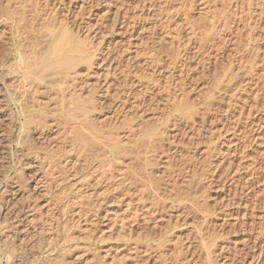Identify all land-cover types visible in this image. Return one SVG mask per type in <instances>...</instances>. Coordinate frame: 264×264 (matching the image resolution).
<instances>
[{
    "label": "rangeland",
    "instance_id": "obj_1",
    "mask_svg": "<svg viewBox=\"0 0 264 264\" xmlns=\"http://www.w3.org/2000/svg\"><path fill=\"white\" fill-rule=\"evenodd\" d=\"M49 1L59 6V10L62 9V19H66L70 30L75 32L72 33L73 37L77 41L81 38L82 42L85 40L88 46H92L90 57L95 60L91 67L81 65L75 69V87L79 89L76 88L77 94L71 96L73 99L68 97L69 100L64 101L65 109L53 93L28 94L21 102H26L27 111L37 118L38 123L28 127L24 117L15 119L17 109L10 102L6 103L7 90L20 87L25 93V88L29 89L31 82L21 83L16 74L4 77V60L7 65H13L17 64L18 59L12 46L13 31L4 28L5 1L0 0V228H4L3 235L0 232L1 248L11 236L16 253L22 252L15 256H21L23 264H31L38 259L41 264H53L63 258L56 251L58 245L62 244L68 248L69 255L65 256L68 264H207V260H212L211 264H264V34L261 36L263 50L262 54L259 53L260 58H257L259 61L255 60L254 63L245 58L244 53L248 33L253 28L254 32L257 31L253 32L255 36L258 32H264V0ZM13 18L12 21L16 22L17 18ZM223 23L227 24L228 31L222 28ZM216 33L220 36L219 42ZM47 35L44 29L37 33L41 42L37 50L43 47ZM203 44L205 49L200 47ZM16 68L18 73H24L25 67ZM95 91L99 104L96 103L95 110L91 112L92 108L84 100L89 98V92ZM76 95H80L79 98ZM212 97L217 99L216 102L222 101L216 103ZM172 101L178 103L171 104ZM209 101H212L213 108V103H216V109L211 108L208 114L206 110L204 113V109ZM80 106H84V113L93 120L95 127L90 128V123L81 122L82 125L72 131L73 125H70L72 122L68 115L73 120H81ZM21 122L26 130L29 128L28 132L24 129L26 133L20 134L22 140L29 135L26 143L12 141L4 144V139L8 137L14 140ZM84 125L89 126L88 130L92 132L101 129L103 137L112 138L111 133L113 138L121 136L118 138L119 144H127L124 150L136 154L138 159H142L144 144L155 140L153 133L164 131L165 140L162 142L166 143L162 153H159L158 162H150L145 168L152 174L168 176L167 182L177 184L176 191L171 189L172 192H168L165 186L167 189L161 191V198L157 201L158 209L148 201L143 205L145 207L138 205V197L134 193L137 187L134 185L122 187L123 192L126 188L129 191L124 192L126 195L120 191L119 195L120 189L117 191L116 186H120L122 178H119L124 170L117 166V161L125 151L118 154L115 151L113 154L111 149L116 142L112 141L108 144H90L82 155V145L72 133L76 131V136H81L82 140L85 136L87 138L88 131ZM78 157L81 159L77 161ZM69 159L75 164L67 161ZM80 161L84 166L91 167L92 172L81 168ZM130 164L133 169L134 165H140L137 161ZM194 164L198 165L195 174L192 172ZM60 167L67 171L65 181L68 188L64 187ZM102 170H105L104 173L107 171L105 174L112 170L110 176L106 175L110 178L108 181H105L107 178ZM94 177L103 178L101 182L99 179L98 187L93 184ZM117 179L121 181L117 183ZM186 181L190 182L189 186L185 185ZM80 184L83 187L77 191V195L84 200L107 195L98 209L97 224L92 221L94 219L81 217L80 200H73L75 208L73 206V213L66 216L68 224L65 222V228L69 227L65 229L68 243H63L65 238L60 229L64 222L60 220L65 217L59 214L57 204L61 203L65 190H74ZM145 212L143 218L142 213ZM147 213L152 215L148 216ZM115 216L117 220L113 219ZM122 217L127 222H124V238L120 241L117 240L120 226L117 221ZM131 237H150L152 242L146 245L138 243L137 252L132 247L134 245L130 249L125 244ZM156 242L161 243V258H157L154 250ZM207 251L212 255L209 258Z\"/></svg>",
    "mask_w": 264,
    "mask_h": 264
},
{
    "label": "bare ground",
    "instance_id": "obj_2",
    "mask_svg": "<svg viewBox=\"0 0 264 264\" xmlns=\"http://www.w3.org/2000/svg\"><path fill=\"white\" fill-rule=\"evenodd\" d=\"M5 2H4V28L6 29V30H12L13 32V34H11L12 36H13V42H12V46L14 47L13 48V51H14V53L16 54V59H18L17 60V64H14V63H12L13 65H7L6 64V62H5V60H4V77L5 76H9V75H11V74H16V76H17V78H18V80L21 82V83H26V82H31V84H30V87H29V89H28V87L27 88H25L26 90H24L25 91V93H22L23 92V90H20V87H16L15 89H13V90H11V89H8L7 90V101H6V103H11V104H13L14 105V107L17 109V112H16V114H15V116H16V118L15 119H17V120H20L19 119V117H24L25 118V121H26V123H27V126L28 127H30V126H34L35 124H37L38 123V121H37V118L35 117V116H31V112H28L27 111V109H28V107L27 106H25V105H27L26 104V102H25V104H23V102H21V100H22V98L25 96V95H30L31 96V94H33V95H39V93L40 94H42V93H44V92H50V93H53V96L55 95V99H58V100H60V101H58V102H60V106L61 107H63V109H65V106H63L66 102H64L66 99H68V97H69V99L70 98H72L73 96H75V93H76V88H78V86H76L75 87V80L77 79H75L74 77V75H73V73H75V71H77V70H75L76 68H78L79 66L81 67V65H84V66H86V67H91L92 65H93V62H94V60L95 59H93L92 60V58L90 57V50L92 49V46L90 47V46H88L89 45V43H88V45H87V43H85V40H84V42H82L83 40L81 39V38H77L78 39V41L73 37L74 35H72V33L74 32H72L71 30H70V28H69V26H68V21H66V19H62V16H64V15H62L63 14V11L61 12V10H59L57 7H59V6H57L56 7V5L55 4H52V3H50V1L49 0H19V1H15V0H4ZM57 1V0H56ZM62 1V0H61ZM230 1V0H229ZM53 2V1H52ZM60 1H58V3H59ZM264 2V1H263ZM213 5V4H212ZM259 5V4H258ZM263 5V4H262ZM229 6V5H228ZM264 6V5H263ZM72 7V6H71ZM227 7V6H226ZM248 7V6H247ZM81 8V7H80ZM256 8V7H255ZM67 9V8H66ZM253 9V8H252ZM257 9V8H256ZM260 9V11H261V8H259ZM179 10H181V9H179ZM178 11V10H177ZM246 11V10H245ZM181 12V11H180ZM248 12H249V10H248ZM264 12V11H263ZM262 12V13H263ZM261 13V14H262ZM64 14H66V13H64ZM178 14H179V11H178ZM76 15V14H75ZM172 15V14H171ZM170 15V16H171ZM249 15V14H248ZM254 15V14H253ZM73 16V15H72ZM256 16V15H255ZM261 16V15H260ZM13 17H16L17 18V21L16 22H14V21H12V19H14ZM243 17V16H242ZM171 18V17H170ZM264 18V17H263ZM70 19V18H69ZM75 19V18H74ZM239 19V18H238ZM256 19V18H255ZM254 19V20H255ZM71 20V19H70ZM69 20V21H70ZM240 20V19H239ZM250 20V19H249ZM74 21H76V20H74ZM229 21V20H228ZM243 21V20H242ZM71 22V21H70ZM72 22H73V20H72ZM238 22V21H237ZM236 22V23H237ZM245 22V21H244ZM251 22V21H250ZM254 22V21H253ZM220 23V22H219ZM222 23V22H221ZM242 23V22H241ZM248 24H249V22H247ZM247 23H245V24H247ZM256 23H259V22H256ZM256 23H254V24H256ZM79 24V23H78ZM224 25H223V29L224 30H227V24L226 23H223ZM247 24V25H248ZM236 25V24H235ZM244 25V24H243ZM246 25V26H247ZM251 26H252V24H250ZM260 25V24H259ZM255 25H253L252 27H254ZM73 27V26H72ZM219 27H220V25H219ZM250 27V26H249ZM256 27H257V25H256ZM81 28V27H80ZM247 28H248V26H247ZM258 28V27H257ZM41 29H44L47 33H48V39L47 40H45L44 41V43H42L43 44V47H41V49H39V50H37L36 48L37 47H39L40 45H41V42L38 40V36H37V33L38 32H41ZM244 29H245V27H244ZM249 29V28H248ZM250 29H252V28H250ZM261 29V28H260ZM74 30V29H73ZM76 30V29H75ZM84 30V29H83ZM214 30H216V29H214ZM222 30V29H221ZM228 30H229V28H228ZM227 30V31H228ZM257 30V29H256ZM258 30H259V28H258ZM60 32V33H58V32ZM58 34H57V33ZM82 32V31H81ZM254 28H253V31L251 32H249L248 33V31H247V33L249 34V35H247L248 36V42H247V44H246V47H245V50H244V53L246 54V56H245V58L247 57V58H249L251 61H254V63H255V60H257V58L259 57L260 58V56H259V53H261L262 52V50H261V44L263 43L262 42V38H261V36H263V34H264V32L263 33H261L260 32V34H259V32H258V35L257 36H255V32H257V31H255L254 33ZM8 33V32H7ZM7 33H6V35H7ZM75 33V32H74ZM73 33V34H74ZM253 33V34H252ZM5 34V33H4ZM217 34L218 33H216L215 35L217 36ZM10 35V34H9ZM76 35V34H75ZM88 35V34H87ZM189 35V34H188ZM191 35V34H190ZM215 35H213L214 37H215ZM226 35V34H225ZM85 37V36H84ZM190 37H192V36H190ZM88 37H86L85 39H87ZM195 37H193L192 39H194ZM217 38V40H218V42L220 41V36H219V34H218V36L216 37ZM215 38V39H216ZM229 38V37H228ZM8 39H9V36H8ZM11 39V38H10ZM9 39V40H10ZM81 39V40H80ZM223 39V38H222ZM230 39V38H229ZM190 41H191V39H189ZM224 40V39H223ZM226 40V39H225ZM247 40V39H246ZM91 41V40H90ZM264 41V40H263ZM11 42V41H10ZM213 42V41H212ZM91 43V42H90ZM93 43V42H92ZM191 43H192V41H191ZM198 44H200L199 42H197ZM221 43V42H220ZM231 43V42H230ZM238 43V42H237ZM245 43V42H244ZM94 44V43H93ZM201 44H202V41H201ZM214 44V43H213ZM223 44V43H222ZM226 46V45H225ZM230 46V45H229ZM7 47V46H6ZM197 47H198V49L201 47H203L204 48V44H203V46L202 45H200V47L197 45ZM196 47V48H197ZM213 47H214V45H213ZM216 47V46H215ZM219 47H223V45L221 46H219ZM218 47V48H219ZM242 47V46H241ZM201 48L199 49V50H201ZM224 48V47H223ZM243 49H244V47H242ZM241 48V49H242ZM32 49V52L30 53V50ZM197 49V51H199ZM205 49V48H204ZM240 49V48H239ZM242 49V50H243ZM215 50V49H214ZM226 50V49H225ZM238 50V49H237ZM206 51V50H205ZM264 51V50H263ZM229 52H230V50H229ZM229 52H227V53H229ZM233 52H236V51H233ZM243 52V51H242ZM94 53V52H93ZM106 53V52H105ZM187 53V52H186ZM190 53V52H189ZM201 53H202V51H201ZM211 53H213V52H211ZM237 53V52H236ZM235 53V54H236ZM239 53V52H238ZM243 53V54H244ZM101 54V53H100ZM183 54V53H182ZM210 54V53H209ZM241 54V53H240ZM244 54V55H245ZM262 54V53H261ZM95 55V54H94ZM217 55V54H216ZM238 55V54H237ZM262 55H264V54H262ZM7 56V55H6ZM209 56V55H208ZM213 57H214V55H212ZM231 56V55H230ZM235 56V55H234ZM92 57H93V55H92ZM210 57V56H209ZM179 58V57H178ZM208 58V57H207ZM238 58V57H237ZM6 59V58H5ZM216 59V58H215ZM215 59L213 60L215 63H216V61H215ZM225 59V58H224ZM239 59H240V57H239ZM261 59H263V58H261ZM227 60V59H226ZM241 60H242V58L240 59V62H241ZM185 61V60H184ZM207 61H208V59H207ZM228 62H229V60H227ZM251 61H250V63H251ZM257 61H259V59L257 60ZM12 62V61H11ZM102 62H103V60H102ZM183 62V61H182ZM262 62H264L263 60H262ZM149 63V62H148ZM218 63V62H217ZM241 63H243V61L241 62ZM250 63H248L250 66H251V64ZM2 64V63H1ZM0 64V65H1ZM209 64V63H208ZM211 64V63H210ZM228 64V63H227ZM235 64V63H234ZM253 64V63H252ZM258 65H260V64H258ZM97 66V65H96ZM236 66V65H235ZM261 66V65H260ZM2 67V68H3ZM16 67H25V70H24V73L22 74L21 72H17L16 71ZM83 67V66H82ZM239 67V66H238ZM252 67V66H251ZM84 68V67H83ZM232 68V67H231ZM240 68V67H239ZM245 68V67H244ZM244 68H243V70H244ZM255 68H256V66H255ZM81 69V68H80ZM86 69V68H85ZM186 69V68H185ZM250 69V68H249ZM248 69V70H249ZM78 71H79V69H78ZM82 71V70H81ZM72 72V73H71ZM108 72V71H107ZM78 73H76V75H77ZM80 74V73H79ZM72 75H73V77H72ZM80 76V75H79ZM124 77H125V75H124ZM17 80V84H19V81ZM232 80V79H231ZM4 81H5V79H4ZM16 81V80H15ZM20 83V84H21ZM81 83V82H80ZM24 85V84H23ZM42 87V89L41 90H39L38 89V87H40V86ZM81 86V85H80ZM128 88V87H127ZM236 88V87H235ZM24 89V88H23ZM28 89V90H27ZM79 89V88H78ZM237 89H238V87H237ZM237 89H235V92H236V90ZM264 89V88H263ZM262 90V89H261ZM89 91V90H88ZM93 91V90H92ZM232 91V90H231ZM81 92V91H80ZM91 92V91H90ZM89 92V98L87 99V100H84V101H86L87 102V104H88V107L89 108H92V110H91V112L92 111H94L95 110V108H96V103H98L99 102V100H98V102H97V99H95V94H96V91H95V93H90ZM264 92V91H263ZM130 93V92H129ZM219 93V92H218ZM227 93V92H226ZM231 93V92H230ZM77 94V93H76ZM78 94H80L79 93V91H78ZM128 94V93H127ZM33 95H32V97H33ZM101 95V94H100ZM99 95V96H100ZM229 95V94H228ZM234 95V94H233ZM232 95V96H233ZM259 95V94H258ZM263 95H264V93H263ZM72 96V97H71ZM79 96L80 95H76V97H78L79 98ZM231 96V97H232ZM256 96V95H255ZM26 97V96H25ZM101 97V96H100ZM217 97V96H216ZM222 97V96H221ZM220 97V98H221ZM177 98V97H176ZM213 98V97H212ZM212 98H211V100H212ZM225 98V97H224ZM224 98H223V100H224ZM68 99V100H69ZM73 99V98H72ZM214 99V98H213ZM227 99V98H226ZM67 100V101H68ZM171 100V99H170ZM215 100V99H214ZM214 100H212L213 102H214ZM217 100V99H216ZM216 100H215V102H216ZM55 101H57V100H55ZM212 101H209L210 103H206L207 104V108L206 109H204V113H205V110L208 112V111H210V109L211 108H213L212 106ZM222 101V100H221ZM220 100H218V102H221ZM173 103H171V104H176V102L175 101H172ZM218 102H216V103H218ZM226 102H228V99H227V101ZM102 103V102H101ZM178 103V102H177ZM216 103H213V104H215L216 105ZM224 103H225V101H224ZM99 104V103H98ZM170 104V105H171ZM206 104L204 105V106H206ZM220 104V103H219ZM227 104V103H226ZM225 104V105H226ZM230 104V103H229ZM6 105H8V104H6ZM180 105V104H179ZM215 105H214V108H215ZM224 106V105H223ZM81 107V106H80ZM88 107L86 108V109H88ZM226 107V106H225ZM228 107V106H227ZM230 107V106H229ZM77 108H78V106H77ZM83 108H84V106H83ZM82 107H81V116H83V118L81 119V120H78V121H76V120H73V117H71L70 115H68L69 116V121H71L72 122V124L70 123V125H73L72 126V131L73 130H75V128H76V126H81L82 125V123H90V124H88V125H90L91 127L90 128H93V127H95V124H94V126H93V120H90L89 118H88V116L86 115L87 113L85 112L84 113V109H83ZM177 108V107H176ZM214 108H213V110H214ZM218 108V107H217ZM178 109V108H177ZM183 109H185L184 107H183ZM216 109V108H215ZM223 109V108H222ZM42 110H44V109H42ZM77 110H80V108L79 109H77ZM224 110V109H223ZM223 110H221V112L223 111ZM86 111V110H85ZM186 111V110H185ZM189 111V110H188ZM11 112V111H10ZM87 112H88V110H87ZM182 112H184V111H182ZM187 112V111H186ZM190 112H192V111H189V113ZM197 112V111H196ZM202 112V111H201ZM200 112V113H201ZM207 112H206V114H207ZM212 112V111H211ZM218 112V111H217ZM225 112H227V109H225ZM199 113V112H198ZM219 113V112H218ZM224 113V112H223ZM42 114V113H41ZM65 114V113H64ZM191 114H195V112L194 113H191ZM202 114H203V112H202ZM208 114H209V112H208ZM212 114V113H211ZM222 114V113H221ZM224 114H226V113H224ZM224 114H222V115H224ZM66 115V114H65ZM201 115V114H200ZM229 115V114H228ZM231 115V114H230ZM229 115V116H230ZM14 116V115H13ZM14 116V117H15ZM186 116H188V113H187V115ZM191 115H189V117H190ZM205 116H207V115H205ZM217 116V115H216ZM226 116V115H225ZM67 117V116H66ZM192 117V116H191ZM190 117V118H191ZM202 117H204V116H202ZM232 117V116H231ZM187 118V117H186ZM186 118H184V119H186ZM190 118H187L188 120L190 119ZM193 118V117H192ZM191 118V119H192ZM212 118V117H211ZM223 118V117H222ZM226 118V117H225ZM14 119V118H13ZM68 119V118H67ZM66 119V120H67ZM187 119H186V121H187ZM207 119V118H206ZM214 119V118H213ZM219 119H220V116H219ZM9 120V119H8ZM195 120V119H194ZM200 120V119H199ZM222 120V119H221ZM11 121V120H10ZM183 121V120H182ZM192 121V120H191ZM198 121V120H197ZM197 121H195V122H197ZM210 121V120H209ZM226 121V120H225ZM82 122V123H81ZM201 122V121H200ZM203 122H205V121H203ZM211 122V121H210ZM22 123V122H21ZM19 123L20 124V126H19V131H18V133H17V135L14 137V140L12 139V137H8L7 139H4V144L5 143H10V142H17V144H25L26 142H25V140L26 139H28L29 138V135H26L25 136V140H22V137H21V133H26V132H28V130H29V128L26 130L23 126V124L24 123ZM177 123V122H176ZM186 123V122H185ZM198 123H199V121H198ZM197 123V124H198ZM212 123V122H211ZM16 124V123H15ZM18 124V125H19ZM187 124H188V122H187ZM194 124V123H193ZM201 124V123H200ZM219 124V123H218ZM186 125V124H185ZM227 126V125H226ZM3 127V126H2ZM14 127H17V126H14ZM83 127V126H82ZM84 127H85V125H84ZM176 127V126H175ZM174 127V128H175ZM183 127V126H182ZM198 127V126H197ZM204 127V126H203ZM78 128V127H77ZM81 128V127H80ZM86 128V132L88 133V135H87V138L89 139V141H88V139L86 138V136H85V138H83V140H82V138H80V137H78V136H76L77 134H75V132H73L72 134H73V136H74V138H75V140L76 141H78L81 145H82V155H83V153L84 152H86L89 148H90V144H108L109 142H112V141H114V143L116 144V145H114L113 147H112V149H111V151H112V153L113 152H115V151H117L116 153L118 154V153H120V152H123V151H125V153H123V155L122 156H120L119 157V159H118V161H117V166L120 168V169H123L124 170V172L126 173V174H124V172L121 170V172H123L122 174H121V172L120 173H118L119 175L121 174V176H120V178L119 179H121L122 178V181L119 183L118 182V180L119 179H117V183H119V185L121 186H116V189H117V191L119 190V195H120V191H122L121 189H122V187H129L130 185L131 186H133V187H137V189H138V192H136L137 191V189L134 191V193H136V194H132V195H136L135 197H138L136 200H138L139 201V203H138V201L136 202L138 205L139 204H141L142 206L145 204V203H147V201L148 202H150L151 204L150 205H154L155 207L158 205V203L159 202H157V201H159L160 200V194H162V190L164 189V188H166L165 186H167L168 187V189H167V191L168 192H172V190L171 189H173V190H175L176 189V186H177V184H175L174 182V184L172 183H170V182H167V180H166V177H168V176H164V177H162L163 175H160V174H152V172L151 171H149V170H147L145 167L148 165V163H150V162H158V159H159V153H160V151H161V153H162V150H164V149H162V147H164L163 145H165V143L163 144V140H165L164 138V135H165V132L164 131H159L158 133H153V135H154V137H156L155 138V140L153 139V141L150 143V144H144V151H142L141 152V156H142V159H138L137 158V155L136 154H133V153H130V152H127L126 150H124V146H127V144H119L120 142V138H121V136H120V138L119 137H115V138H113V134L111 133V135H112V138L111 137H103L102 136V130L100 129L99 131H97V130H95L94 132H92V130L91 131H89L88 129H90L89 128V126H88V128L87 127H85ZM165 128H167V127H165ZM165 128H164V130H165ZM173 128V127H172ZM177 128V127H176ZM227 128V127H226ZM24 129L26 130V132L24 131ZM97 129V128H96ZM188 129V128H187ZM223 129V128H222ZM14 130V129H13ZM15 130H17V129H15ZM82 130H85L84 128L82 129ZM181 130V129H180ZM182 130H184V129H182ZM199 130V129H198ZM198 130H197V132H198ZM215 130V129H214ZM220 130V129H219ZM170 131V130H169ZM212 131V130H211ZM216 131V130H215ZM111 132V131H110ZM183 132V131H182ZM200 132V131H199ZM1 133V132H0ZM184 133V132H183ZM217 133V132H216ZM9 134V133H8ZM10 134H11V132H10ZM75 134V135H74ZM158 134V136H156ZM177 134V133H176ZM220 134V133H219ZM23 135V134H22ZM116 136H117V133L115 134ZM114 135V136H115ZM166 135H167V132H166ZM178 135V134H177ZM194 135H195V133H194ZM221 135V134H220ZM7 136V135H6ZM8 136H11V135H8ZM12 136H14V135H12ZM76 136V137H75ZM119 136V135H118ZM180 136V135H179ZM197 136V135H196ZM214 136V135H213ZM217 136V135H216ZM215 136V137H216ZM24 137V136H23ZM119 138V139H118ZM172 138V137H171ZM191 138V137H190ZM12 139V140H11ZM117 139V140H116ZM119 140V141H118ZM106 141V142H105ZM82 142H83V144H82ZM211 142V141H210ZM214 142V141H213ZM14 144V143H13ZM7 145V144H6ZM171 145V144H170ZM171 147V146H170ZM175 147V146H174ZM168 150V149H167ZM214 150V149H213ZM171 151H173V150H171ZM17 152V151H16ZM163 152H166V150L165 151H163ZM71 153V152H70ZM69 153V154H70ZM194 153V152H193ZM210 153H212L211 151H210ZM114 154V153H113ZM175 154V153H174ZM195 154V153H194ZM206 154V153H205ZM178 155V154H177ZM215 155V154H214ZM0 156H1V154H0ZM14 156H15V154H14ZM115 156V155H114ZM117 156V155H116ZM167 156V155H166ZM170 156V155H169ZM169 156H167V157H169ZM16 157V156H15ZM69 158H70V156H68ZM206 157H207V155H206ZM211 157V156H210ZM217 157V156H216ZM219 157V156H218ZM5 158V157H4ZM194 158V157H193ZM197 158V157H196ZM199 158V157H198ZM197 158V159H198ZM209 158V157H208ZM2 159V158H1ZM16 159V158H15ZM66 159H68V158H65V160ZM79 159H81V157H78L77 158V161L79 160ZM115 159H117V157L115 158ZM161 159V158H160ZM171 159V158H170ZM170 159H169V161H170ZM173 159V158H172ZM171 159V160H172ZM195 159V158H194ZM202 159H205V158H202ZM201 159V160H202ZM4 160V159H3ZM200 160V161H201ZM67 161H71L72 163H73V165L75 164L72 160H67ZM76 161V162H77ZM132 161H137V162H139L140 163V165H137V166H135L134 165V167H135V169H133V167L131 166V162ZM175 161V160H174ZM186 161V160H185ZM194 161V160H193ZM209 161V160H208ZM66 162V161H65ZM177 162V161H176ZM202 162H205V161H202ZM202 162H200L201 164H203ZM67 163V162H66ZM70 162H68V164H69ZM175 163V162H174ZM185 163H187V162H185ZM212 163V162H211ZM221 163V162H220ZM65 164V163H64ZM80 166H81V168H83V169H85V171H90L91 170V167H89L88 165H86V166H84L83 164H82V161H80ZM197 164V163H196ZM199 164V163H198ZM1 165V164H0ZM188 165V164H187ZM63 166V165H62ZM184 166V165H183ZM182 166V167H183ZM198 166V165H197ZM197 166H195V164H194V168H192L193 169V174H195L196 172H195V170H196V168H197ZM203 166V165H202ZM209 166V165H208ZM214 166V165H213ZM212 166V167H213ZM2 167V166H1ZM85 167V168H84ZM165 167H166V165H165ZM169 167V166H168ZM181 167V168H182ZM200 167V166H199ZM61 168V167H60ZM70 168H72V167H70ZM187 168H188V166H187ZM201 168V167H200ZM1 169V168H0ZM170 169V168H169ZM206 169H207V166H206ZM205 169V170H206ZM116 170H119V169H116ZM188 170V169H187ZM186 170V171H187ZM60 174H61V177H62V179L64 180L63 182V184H64V187H66V188H68L69 187V185H68V183L65 181V177H66V173H67V171H64V168H61L60 170ZM103 171V170H102ZM105 171V170H104ZM104 171H103V173L102 174H105L104 173ZM110 171H112V170H110ZM110 171L108 170V172L110 173ZM113 171H114V169H113ZM120 171V170H119ZM118 171V172H119ZM178 171V170H177ZM181 171V170H180ZM184 171V170H183ZM189 171H190V169H189ZM2 172H4V171H2ZM92 171H90V173H91ZM163 173H165L164 171H162ZM167 172V171H166ZM188 172V171H187ZM202 172H204V171H202ZM89 173V175L91 176V174ZM109 173H107V174H109ZM162 173V174H163ZM168 173H169V171H168ZM177 173V172H176ZM184 173V172H183ZM186 173V172H185ZM107 174H105V176L107 175ZM112 174V173H111ZM113 174H114V172H113ZM167 174V173H166ZM10 175V174H9ZM204 175V174H203ZM211 175V174H210ZM108 176V175H107ZM107 176H106V178H107ZM109 176H110V174H109ZM170 176V175H169ZM176 176V175H175ZM190 176V175H189ZM201 176V175H200ZM102 177H104V176H102ZM101 177V178H102ZM116 177V176H115ZM193 177H194V175H193ZM203 177V176H202ZM12 178V177H11ZM95 178V177H94ZM116 178H118V176L116 177ZM124 178V179H123ZM169 178V177H168ZM171 178V177H170ZM192 178V177H191ZM214 178V177H213ZM99 179H100V177H98V178H95V181H96V184H95V181H94V185H97L96 187H98V185H99ZM110 178L108 177L107 178V180H105V181H108ZM165 179V180H164ZM173 179V178H172ZM177 179V178H176ZM179 179V178H178ZM14 180V179H13ZM101 180H103V178L102 179H100V182H101ZM174 180V179H173ZM172 180V181H173ZM193 180V179H192ZM204 180H206V179H204ZM8 181V180H7ZM104 181V182H105ZM171 181V182H172ZM192 182V181H191ZM200 182V181H199ZM106 183V182H105ZM108 183V182H107ZM111 183V182H110ZM205 183H207V182H205ZM101 184V183H100ZM171 184V185H170ZM209 184V183H208ZM103 185V184H102ZM102 185H100L101 187H102ZM118 185V184H117ZM181 185H183L182 183H181ZM185 185H187V186H189L190 185V182L189 181H186V184ZM206 185V184H205ZM99 186V187H100ZM106 186V185H105ZM107 186H109V185H107ZM82 187H83V184H80V185H78V187H75L74 188V190H65L64 191V193H63V198L61 199V203L60 204H57V208H58V210H59V214L62 216V218H64V219H61L60 221H61V223L62 222H64V224L61 226V228H62V230L60 229V231H61V233L64 235L63 236V238H65V242H63V243H68V241L66 242V240L68 239L67 238V232H66V230H67V228H69V227H67V228H65L66 226H65V222H67L68 220L66 219V218H68V217H66L67 215H70L71 213H73L72 212V209H73V206L75 205L74 203V201L73 200H75V199H78V200H80L79 201V210L81 211V213H82V216L81 217H83L84 216V219L85 218H90V220L91 219H94V220H92L93 222H95L96 221V219H98V216H97V212L99 211L98 209H100L99 207H101L100 205H102V202H103V198L107 195H103L104 193H105V191L107 192V190H106V188H105V191H104V188H102V190L104 191V193L102 194L103 195V198H88L87 200L85 199H83V197H80V196H78L77 195V191L79 192V191H81L82 190ZM84 187H85V185H84ZM100 187V188H101ZM135 187V188H136ZM180 187V186H179ZM110 187H108L107 189H109ZM132 188V187H131ZM130 188V189H131ZM178 188V187H177ZM9 189V188H8ZM166 189H164V190H166ZM126 190H127V188L125 189V191L124 192H126ZM163 190V191H164ZM109 191V190H108ZM129 191V189L127 190V192ZM166 191V192H167ZM176 191V190H175ZM15 192V191H14ZM124 192L122 191V193L124 194ZM126 192V193H127ZM3 193V192H2ZM109 193V192H108ZM130 193V192H129ZM132 193H133V190H132ZM175 193V192H174ZM5 194H6V191H5ZM111 194H113V193H111ZM122 194V195H123ZM124 195H126V194H124ZM169 196V195H168ZM171 197V196H170ZM163 198V197H162ZM165 198V197H164ZM168 198V197H167ZM82 199L85 201H82ZM170 199V198H169ZM163 201V200H162ZM7 202V201H6ZM74 202V203H73ZM161 202V201H160ZM4 203V202H3ZM59 203V202H58ZM131 203V202H130ZM63 205H64V209L62 208L63 207ZM134 205V204H133ZM161 205V204H160ZM136 206V205H135ZM192 206V205H191ZM5 207V206H4ZM10 207V206H9ZM139 207V206H138ZM143 207H145V206H143ZM151 206H149L148 208H150ZM155 207H153V209L155 208ZM195 207V206H194ZM74 208H75V206H74ZM141 208V207H140ZM157 209H158V206L156 207ZM8 209V208H7ZM132 209V208H131ZM143 209V208H142ZM144 209H146V208H144ZM153 209H151V210H153ZM196 209V208H195ZM202 209H204V207L202 208ZM6 210V209H5ZM156 210V209H155ZM141 211H143V210H141ZM144 211H146V210H144ZM147 211H148V209H147ZM157 211V210H156ZM155 211V212H156ZM203 211V210H202ZM79 212V211H78ZM150 212V211H149ZM148 212V213H149ZM141 213V212H140ZM147 213V214H148ZM152 213V212H151ZM153 213H154V211H153ZM132 214H135V213H132ZM138 214H139V212H138ZM143 214V218H144V216L146 215V212L145 213H142ZM145 214V215H144ZM152 214H148V216H151ZM154 215V214H153ZM80 216V215H79ZM207 216V215H206ZM16 217V216H15ZM77 217V216H76ZM106 217V216H105ZM116 217V216H115ZM121 216H119V218H120ZM147 217V216H146ZM8 218V217H7ZM80 218V217H79ZM203 218H205V217H203ZM103 219V218H102ZM105 219V218H104ZM108 219V218H107ZM110 219V218H109ZM113 219H116L117 220V217L116 218H113ZM125 218H121L120 220H118L117 221V223H120L119 225V227H118V232L120 233H117L118 235H119V237L117 238V240L119 239L120 241H122V239L124 238L123 236V231H125L124 230V228H126V223L124 224V222H127L126 220H124ZM127 219V218H126ZM130 219V218H129ZM136 219H137V217H136ZM135 219V220H136ZM100 220V219H99ZM116 220H114V221H116ZM128 220V219H127ZM154 220V219H153ZM59 221V220H58ZM130 221V220H129ZM146 221V220H145ZM69 222V221H68ZM68 222H67V224H68ZM102 221H100V223H101ZM133 222V221H132ZM153 222V221H152ZM5 223V222H4ZM92 223V222H91ZM100 223H98L99 225H100ZM140 223H142V222H140ZM147 223V222H146ZM208 223V222H207ZM12 224V223H11ZM95 224H97L96 222H95ZM103 224V223H102ZM2 225V224H1ZM17 225V224H16ZM114 225V224H113ZM128 225V224H127ZM133 225V224H132ZM132 225H131V227H132ZM18 226V225H17ZM68 226V225H67ZM244 226V225H243ZM13 227H14V224H13ZM14 229V228H13ZM66 229V230H65ZM133 229V228H132ZM15 230V229H14ZM20 230V229H19ZM129 230V229H128ZM5 231H7V230H5ZM23 231V230H22ZM0 232H2V235H3V233H4V228H2V226H1V228H0ZM116 232V231H115ZM7 233V232H6ZM114 233V232H113ZM134 233V232H133ZM61 234V235H62ZM116 234V235H117ZM130 234V233H129ZM132 235V234H131ZM134 235V234H133ZM149 235V234H148ZM147 235V236H148ZM16 236V235H15ZM8 237V236H7ZM17 237V236H16ZM127 237V236H126ZM9 238V237H8ZM12 237L10 236V240H12V242L10 241V240H7V238H6V240L7 241H9V242H6L5 244L3 243V245H2V248H1V246H0V264H16L17 262L18 263H21V264H23V262H24V260H23V258H21V256H20V258L18 257L19 255H17V257L15 256V254H18V252L16 253V251H15V246H14V244L13 243H15V242H13V238L11 239ZM132 238V237H131ZM145 238H146V235H145ZM144 237H143V239L142 238H137V239H127L126 241H125V244H126V246H129V248L131 249V246L132 245H134V246H132L133 247V249L134 250H139L138 249V243H141V244H148L149 242H152L151 241V238L149 239V238H147V239H145ZM15 239V238H14ZM27 239V238H26ZM156 239H158V238H156ZM6 240H4V242L6 241ZM135 240V241H134ZM161 240V239H160ZM160 240H158V241H160ZM15 241H16V239H15ZM18 241V240H17ZM22 241V240H21ZM155 241V240H154ZM160 242H162V241H160ZM159 242V243H160ZM1 243V242H0ZM22 243V242H21ZM157 244V242L155 243V245H156V247H155V249L154 250H156V254H157V258H161V256L162 255H160V254H162V253H160L159 254V249L161 248V243L160 244ZM61 244V243H60ZM55 245H58V244H55ZM212 245V244H211ZM22 246V245H21ZM59 246V249L58 250H56V251H58V253H60L61 255H63V258L62 259H59L58 261H55L53 264H68L67 263V261H66V257L65 256H67V255H69V252H67L68 251V248H67V246L65 245V244H62V245H58ZM57 246V247H58ZM61 246V247H60ZM206 246V245H205ZM208 246H210V245H208ZM213 246V245H212ZM212 246H210V247H208V248H212ZM30 247V246H29ZM53 247H55V246H53ZM148 247H150L151 248V246H148ZM147 247V248H148ZM175 247V246H174ZM207 247V246H206ZM207 248V249H208ZM18 249H19V247H18ZM21 249V248H20ZM46 249V248H45ZM56 249V248H55ZM126 249H127V247H126ZM129 249V250H130ZM153 249V248H152ZM162 249V248H161ZM164 249V248H163ZM175 249V248H174ZM213 249V248H212ZM212 249H210L211 251V253H212ZM48 251H49V247H48V249H47ZM50 250H51V248H50ZM54 250V249H53ZM53 250H52V252H53ZM133 250V251H134ZM167 250V249H166ZM170 250H172V249H170ZM23 251V250H22ZM27 251V250H26ZM55 251V250H54ZM55 251V252H56ZM130 251H132V250H130ZM144 251H147V250H145L144 249ZM161 251V250H160ZM138 252V251H137ZM154 252V251H153ZM167 252V251H166ZM165 252V253H166ZM206 252V251H205ZM208 252V251H207ZM210 252H208L207 254H208V258L209 257H211L210 256ZM214 252V251H213ZM20 253V252H19ZM22 253V252H21ZM20 253V254H21ZM24 253H25V251H24ZM32 253H33V251H32ZM49 253H51L50 251H49ZM54 253V252H53ZM52 253V254H53ZM27 254H28V252H27ZM155 254V255H156ZM31 255V254H30ZM259 255V254H258ZM164 256V255H163ZM207 256V255H206ZM32 257V256H31ZM48 257V256H47ZM172 257H173V255H172ZM256 257V256H255ZM27 258V257H26ZM26 258H25V260H26ZM46 258V257H45ZM59 257H57V259H58ZM156 258V257H155ZM29 259V258H28ZM34 258H32V260H33ZM37 259V258H36ZM44 259V258H43ZM54 259H56V258H54ZM164 259V258H163ZM157 260V259H156ZM172 260V259H171ZM4 261H5V263H4ZM212 260H207V264H211L212 262H211ZM175 263V262H174ZM30 264V263H29ZM31 264H41V261H39V259L37 260V261H35V262H32Z\"/></svg>",
    "mask_w": 264,
    "mask_h": 264
}]
</instances>
